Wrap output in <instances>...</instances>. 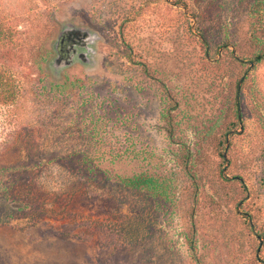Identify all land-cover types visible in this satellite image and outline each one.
Returning a JSON list of instances; mask_svg holds the SVG:
<instances>
[{
	"label": "rangeland",
	"instance_id": "374dc122",
	"mask_svg": "<svg viewBox=\"0 0 264 264\" xmlns=\"http://www.w3.org/2000/svg\"><path fill=\"white\" fill-rule=\"evenodd\" d=\"M253 1L56 11L46 47L78 32L86 48L52 51L17 81L15 109L0 104V166L12 168L0 177L21 188L7 203H40L34 216L0 206V264H264V59L251 62L264 9L249 16ZM79 151L107 176L48 162ZM138 173L165 195L118 185Z\"/></svg>",
	"mask_w": 264,
	"mask_h": 264
},
{
	"label": "trees",
	"instance_id": "16d2710c",
	"mask_svg": "<svg viewBox=\"0 0 264 264\" xmlns=\"http://www.w3.org/2000/svg\"><path fill=\"white\" fill-rule=\"evenodd\" d=\"M74 1L77 0H0V104L5 106V113H11L15 109L17 81L23 83L24 80H28L31 68H40L42 63L48 62L52 51L57 52L53 44H50V48L46 47L47 40L54 30V15L61 6ZM250 7L248 15H258L264 9V0H254ZM263 59L264 50H259L251 62L256 65ZM53 154L50 155L48 162L63 161L67 157L76 158L80 162L81 175H86L90 181L107 176V172L91 163V152H71L68 156ZM44 160L45 157L35 167L43 165ZM9 169L12 168L0 166V170ZM117 179L121 188L147 193L151 197L164 196L166 192L151 175L138 173L117 176ZM9 180L10 177L4 179L0 177V206L7 207V212H21L25 208H30L32 216L37 214V211H40V203L37 202L35 205V200L33 206L22 200L7 203L10 197L21 198V188L16 181ZM7 218H13L12 214L8 213Z\"/></svg>",
	"mask_w": 264,
	"mask_h": 264
},
{
	"label": "flooded vegetation",
	"instance_id": "af4514ba",
	"mask_svg": "<svg viewBox=\"0 0 264 264\" xmlns=\"http://www.w3.org/2000/svg\"><path fill=\"white\" fill-rule=\"evenodd\" d=\"M82 36H80V33H78V32L73 33L71 37L62 36L60 39V43L58 45H56L58 53H59V48L65 46V44L68 46L67 49H69V47H76L77 45H79V47H80L79 49L85 50L86 47L83 46V43L81 42ZM81 47H84V49ZM66 52H68L67 54H69V51H66ZM59 57H60V55H59Z\"/></svg>",
	"mask_w": 264,
	"mask_h": 264
},
{
	"label": "water",
	"instance_id": "95a60500",
	"mask_svg": "<svg viewBox=\"0 0 264 264\" xmlns=\"http://www.w3.org/2000/svg\"><path fill=\"white\" fill-rule=\"evenodd\" d=\"M57 60H59V59H57ZM225 156V155H224Z\"/></svg>",
	"mask_w": 264,
	"mask_h": 264
}]
</instances>
